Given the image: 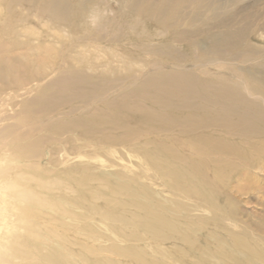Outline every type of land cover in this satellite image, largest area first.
Returning a JSON list of instances; mask_svg holds the SVG:
<instances>
[{
    "label": "rangeland",
    "instance_id": "374dc122",
    "mask_svg": "<svg viewBox=\"0 0 264 264\" xmlns=\"http://www.w3.org/2000/svg\"><path fill=\"white\" fill-rule=\"evenodd\" d=\"M32 12L17 27L40 31L31 42L56 43L58 25H44ZM231 15L236 18L221 31L236 36L207 42L223 54L180 48L173 53L179 62L123 48L134 58L168 63L151 72L162 79L155 83L143 81L154 64L140 72L141 62L134 63L137 78L92 88L98 94L86 102L76 97L91 91L86 83L49 84L72 54L67 47L54 71L36 74L39 80L0 83V167L11 177L19 170L62 183L49 195L62 209L54 212L57 220L32 217L37 225L24 239L58 244L76 264H99L82 258L87 248L97 259L108 256L105 264H264V0L222 17L228 22ZM0 36L6 53L27 49L24 36L10 41L1 30ZM98 45L109 55L118 50L116 43L72 42L76 51L91 49L99 57L97 73L109 74L108 55ZM112 64L110 77L128 75V66ZM153 216L163 223L151 230L142 220Z\"/></svg>",
    "mask_w": 264,
    "mask_h": 264
},
{
    "label": "bare ground",
    "instance_id": "6f19581e",
    "mask_svg": "<svg viewBox=\"0 0 264 264\" xmlns=\"http://www.w3.org/2000/svg\"><path fill=\"white\" fill-rule=\"evenodd\" d=\"M0 1L4 3L3 9H0L1 34L11 35L13 39L10 41H16L24 36L23 40L27 46L23 53H6L3 50L6 46H2L3 38L0 36V83L2 85L18 84L21 86L39 80L40 76L36 74L38 72L47 74L54 71L58 57L67 52V50L64 51V48L67 47L72 54L61 61L63 68L58 69L56 78L52 79L53 81L50 80L49 84L54 85L68 81L86 83L87 88H90L91 91L81 93L76 97L85 98L87 102L98 94L92 92V88L103 84L108 89L111 85L115 86L116 83L120 86L124 80L137 78V72L133 69L134 63L141 62L140 72L144 70L145 66L154 64L143 78L145 84L155 83L160 79L151 72L157 67L168 66V63L151 60L150 57L143 58L141 55L134 58L122 51L123 48L126 50L128 45L143 51L146 56L156 54L171 60H179V62L182 59L179 58L181 55L176 56L173 53H179L180 48L184 52L192 53V55L196 52L211 53L215 51H220L219 53L223 54L221 48L207 44V42L211 44L214 40L220 41V39L230 41L232 38L229 34L232 35L234 32H222L221 28L228 26L231 19L234 21L236 15L235 17L231 15L226 22L222 17L223 13L226 15L228 12L235 11L244 13L251 6L257 4L259 0H250L248 3L250 7L248 4L236 7L241 6L244 0ZM151 1L153 5L147 6ZM228 5L234 6L232 11L229 10ZM19 6L21 7L19 8ZM32 10H36L35 16L45 18L46 23L44 22V25H58L52 29L58 39L56 43L31 42L30 37H40V31L34 27L24 29L17 27V25L34 16ZM201 18L208 22V27L200 28L197 25ZM213 24L212 27L217 29L219 33L209 27ZM23 32L25 33L23 34ZM223 33L227 34L223 35ZM253 39L255 40L254 37ZM74 40H90L105 44L116 43L118 50L110 49V55L98 45V48L104 50L105 54L108 55L107 63L104 66L110 74L114 71L112 63L117 61L123 66H128V75L122 77L120 73L110 77L108 72L97 73L99 57L97 58L96 54L91 55L93 51L89 48L84 49V52L76 51L72 47ZM248 45L252 52L256 51L250 43ZM93 50L98 51L97 48ZM84 53L91 56L93 60L86 59L85 55H82ZM82 57L87 61L83 62ZM193 61L194 64L197 63L196 59ZM86 66L87 68H94L89 71L86 70ZM21 72H28V75L20 74ZM168 74L163 72L161 76L164 77ZM180 84H183V81ZM60 95L63 94L60 93ZM232 101L231 99L229 102ZM14 173L16 176L11 177L10 169L0 167V264H76L72 252L70 256L65 254L58 247V244L52 246L41 244L39 246L24 239V234H31L32 225H37L36 222H33L32 217H38V214H41L44 218L56 221L57 216L54 212H62L58 201L49 196L55 193L54 190L61 188V179L45 181L36 176H28L27 173H22L19 170L14 171ZM142 221L146 225L144 226L151 230H154L156 223H163L156 216ZM86 250L89 253L82 254V258H90L98 261L99 264H105L103 261L108 260V256L104 260L97 259L99 255L96 251L90 248ZM121 252L132 254L125 250H121Z\"/></svg>",
    "mask_w": 264,
    "mask_h": 264
}]
</instances>
